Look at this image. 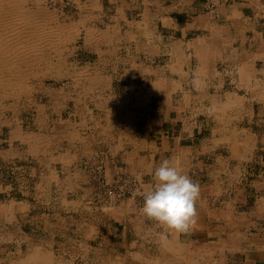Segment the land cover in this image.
<instances>
[{"label": "crops", "instance_id": "0c3cea01", "mask_svg": "<svg viewBox=\"0 0 264 264\" xmlns=\"http://www.w3.org/2000/svg\"><path fill=\"white\" fill-rule=\"evenodd\" d=\"M124 6L140 8L138 18L111 15L105 28L96 27L99 39L85 33L84 46L98 55L83 65L97 69L91 79L100 91L98 109L69 112L63 151L51 153L45 142L49 156L41 159L64 167V264L86 256L94 264H264V131L258 128L264 122V0L223 1L214 11L202 0H125ZM154 101L164 111L149 107ZM13 134V142L28 140L33 159L40 155L33 135L17 125ZM101 153L109 177L130 173L145 191L151 170L173 160L201 186L197 223L162 241L163 229L148 230L154 225L144 219L143 204L130 198L102 207L114 227L102 236V221L83 216L90 205L80 166ZM15 190L0 173V264H55L54 231L61 223L51 209L38 215L34 201L2 200ZM96 238L107 250H78L92 248Z\"/></svg>", "mask_w": 264, "mask_h": 264}, {"label": "rangeland", "instance_id": "374dc122", "mask_svg": "<svg viewBox=\"0 0 264 264\" xmlns=\"http://www.w3.org/2000/svg\"><path fill=\"white\" fill-rule=\"evenodd\" d=\"M97 1H99L100 8L96 6L94 7L93 0H23L24 6L31 10L46 11L47 14H41V16L38 17L41 19L40 21H42L43 18L46 19L49 17L50 20L48 24L51 28L54 30L55 28L61 30L65 29L64 31L60 30L61 35H58V33L54 34V44L49 45L50 43H45L44 45H40V50H37L38 52L33 51V53H25L23 50H18L13 57L16 58L15 61L11 57H2L8 64L7 66H5V64L0 68V85L2 86H0V173L2 174L3 181L6 182V185H14V187H16L14 193L6 192L4 194L5 196L2 197V200H10L11 198H14L34 201L37 206L38 215L44 212H42V210H44L45 207L46 209H51L52 220L61 223V227H57V230L54 231L55 234H57L56 238H58L56 239V243L53 244V262L55 264H64V185H66V182L64 181V167H60V165L55 162L51 166L49 162L45 163L41 160L48 158L49 156L46 154L45 142H47L48 147H50L51 153L56 150L58 152L63 151L64 119L69 116V112L71 111H93L95 103L97 104L98 102L97 98L100 91L97 84L93 83L91 79L92 71L94 72L97 69L93 70V68L89 69L83 67L84 63H92L98 58L97 54L88 50V46L87 48L84 46V36L87 28L90 26L101 29L105 28L107 23H110L111 15L121 14L120 17H127V22H132L133 19H137L140 15V8L127 9L124 6L125 0H96V2ZM138 1L140 2L141 0H137V2ZM202 1L207 4L209 11H214L221 2L228 0ZM93 11L94 14L99 15L97 14L98 12L102 16H95L94 18V14H91ZM83 14H86L87 16H83ZM81 18L85 19V26L80 25L81 22H79V19ZM57 52L58 54H55ZM20 53L22 56H20ZM25 54L30 56L28 57ZM22 58L23 60L21 61ZM17 61L21 62L19 63ZM15 66L20 70L19 75L18 77L9 79L10 73L15 69ZM28 68H30V70ZM72 71H74V74ZM108 71L110 73L114 72V70ZM36 76L38 79H34ZM86 77H88V79ZM4 80L5 82L6 80L8 82L5 83ZM9 81H12V83ZM26 81L29 83H26ZM79 81L81 83H79ZM1 90L3 91L1 92ZM17 91L19 92V95ZM3 93L4 95H2ZM123 95H125V98L127 97L126 91ZM156 104V101H154L152 105L149 103V107H152L154 111L155 109L158 111H164V108H157ZM95 109L97 110L98 108ZM257 110H259L258 107H256V111ZM172 111L179 110L176 108ZM198 111L205 110L201 109ZM16 125L19 126V129L22 132H24L25 136L29 137L33 135V142L39 149L38 152L40 153L39 156H36L37 158L33 159L30 156L27 139L24 140V142L19 137V139L22 140L21 142H13L15 137L13 132L16 130ZM165 126L166 129L171 128L167 124H165ZM258 128H260L262 131L261 133L263 134L264 122L261 126H258ZM156 133L158 135V132ZM159 137L161 138V136ZM259 152L262 153V149H260ZM80 166L82 167L85 176L83 179L85 188V193H83L85 195L84 203L90 205V208L85 209L83 216L102 221V228L100 229L101 235H108L111 230H114V227L112 228V226L108 224V221L103 215L102 207L114 206L121 201L130 198H134L135 204H143L144 201L142 197H134L133 194L137 189H141L144 181L137 179V177L127 172L116 173V171L121 168L120 164H117L118 168L113 172V174L116 173V175L109 177L107 175L105 153H101L99 157L95 156L83 159ZM35 168L36 170H34ZM69 198L71 199L72 197ZM5 218H9L8 214H6ZM144 219H147L149 224H156L148 218ZM117 230L118 232H121L122 228ZM131 230L135 235H138L141 233L142 229L133 228ZM148 230L152 231L157 229L154 225V227H150ZM90 246L92 248L85 250L82 248L78 250L90 253V255H92L91 251L99 253L107 250V245L102 242L100 243V239L97 238L96 242L92 243ZM60 256L62 257L60 258ZM86 257L84 260H79L77 262H79V264H94V259H87ZM74 262L76 263V261Z\"/></svg>", "mask_w": 264, "mask_h": 264}, {"label": "clouds", "instance_id": "9594fccd", "mask_svg": "<svg viewBox=\"0 0 264 264\" xmlns=\"http://www.w3.org/2000/svg\"><path fill=\"white\" fill-rule=\"evenodd\" d=\"M152 186L149 190L137 189L134 197H142L141 213L163 229L160 239L168 233L187 234L197 223V202L201 186L171 159H164L150 172ZM134 253L133 256H137Z\"/></svg>", "mask_w": 264, "mask_h": 264}, {"label": "bare ground", "instance_id": "6f19581e", "mask_svg": "<svg viewBox=\"0 0 264 264\" xmlns=\"http://www.w3.org/2000/svg\"><path fill=\"white\" fill-rule=\"evenodd\" d=\"M32 3V2H31ZM47 7V6H46ZM90 8V7H89ZM54 10V9H53ZM55 11V10H54ZM90 11V10H89ZM91 12V11H90ZM46 11L44 10H31L27 7L24 6V3H23V0H0V68L2 66H7V62L6 60H4L2 57H11L13 58L14 55L17 53L18 50H23V52L25 51L26 52H32L33 51H39L40 50V45H44L45 43H50L49 45L51 44H54L55 41L53 39V36L54 34L58 33V35H61L60 34V30L61 29H56L55 30L53 28H51V26H49V20L50 18L47 17L46 19L43 18L42 21H40L41 19H39L38 17L42 15H45ZM51 13V12H50ZM47 14V13H46ZM97 14H99L97 12ZM50 16V15H49ZM83 16H87L86 14H83ZM96 16V14H95ZM60 18V17H59ZM86 18V17H85ZM95 18V17H94ZM63 20V19H62ZM162 21V20H161ZM79 22L80 25L82 26H85L86 25V22H85V19L84 18H81L79 19ZM79 24V23H78ZM79 25V26H80ZM156 25V24H155ZM54 27V26H53ZM60 27V26H59ZM82 28V27H81ZM85 28V27H83ZM65 29V28H64ZM61 30V31H64ZM74 29V28H72ZM57 31V32H55ZM81 31V30H80ZM78 33V32H77ZM83 33V32H82ZM72 34V33H71ZM66 35V34H65ZM77 36V34H76ZM80 36V35H79ZM86 36H87V39L90 38V40H97L99 39V31L95 28V27H88L87 28V31H86ZM81 37V36H80ZM85 37V36H84ZM63 38V36H62ZM167 39V38H166ZM90 42V41H89ZM92 42V41H91ZM110 42V41H109ZM113 42V41H112ZM153 42V41H152ZM159 42V41H158ZM93 43V42H92ZM114 43V42H113ZM154 43V42H153ZM68 44V43H67ZM90 44V43H89ZM149 44V43H147ZM152 44V43H151ZM155 44V43H154ZM164 44V43H163ZM66 45V44H65ZM110 45V43H109ZM115 46V44H113ZM111 45V47L113 46ZM146 45V44H145ZM153 45V44H152ZM156 45V44H155ZM57 48V47H56ZM93 48V47H92ZM114 48V47H113ZM152 48V47H151ZM157 48V47H155ZM163 47H161L162 49ZM166 48V47H165ZM55 49V48H54ZM62 49V48H61ZM46 50V49H45ZM53 50V49H52ZM57 50V49H56ZM146 50V49H145ZM166 50V49H165ZM37 51V52H38ZM34 52V53H35ZM50 52V51H49ZM64 52V51H63ZM113 52V51H112ZM129 52V51H128ZM153 52H154V49H153ZM22 53V52H21ZM20 53V54H21ZM65 53V52H64ZM7 54H11V55H7ZM19 54V55H20ZM28 54V53H27ZM25 54V55H27ZM47 54V53H46ZM45 54V55H46ZM55 54H58L55 53ZM7 55V56H5ZM65 55V54H64ZM62 55V56H64ZM73 55V54H72ZM22 56V54L20 55ZM28 56V55H27ZM30 56V55H29ZM28 56V57H29ZM39 56V55H38ZM51 56V55H50ZM49 57V56H48ZM52 57V56H51ZM50 57V58H51ZM44 58V56H43ZM59 58V56H58ZM66 58V57H65ZM111 58V57H109ZM19 59V58H18ZM27 59V58H26ZM24 59V60H26ZM33 59V58H32ZM31 59V60H32ZM37 59V58H35ZM62 59V58H61ZM105 59V58H104ZM13 60L15 61L16 58H13ZM12 60V61H13ZM20 60V59H19ZM23 60V58L21 59V61ZM28 60V59H27ZM55 60V59H54ZM53 60V61H54ZM7 61H10V60H7ZM20 61V62H21ZM52 61V62H53ZM66 61V60H64ZM19 62V61H17ZM19 62V63H20ZM31 62V61H30ZM39 62V61H38ZM37 62V63H38ZM51 62V63H52ZM11 63V62H10ZM16 63V62H15ZM46 63V62H45ZM59 63V62H58ZM58 63H54V64H58ZM71 63V62H70ZM99 63V62H98ZM12 64V63H11ZM107 64V63H105ZM15 65V64H13ZM38 65V64H37ZM36 65V66H37ZM89 65V64H88ZM71 66V65H70ZM95 66V65H94ZM26 67V66H25ZM50 67V66H49ZM52 67V66H51ZM72 67V66H71ZM69 67V68H71ZM86 67V66H85ZM18 67L15 66V69L12 70V72L10 73V78L9 79H12V78H15V77H18L19 75V71L17 69ZM34 68V67H33ZM31 68V69H33ZM46 68V67H45ZM66 68V66H65ZM96 68V67H95ZM93 68V69H95ZM239 68V67H238ZM241 68V66H240ZM248 68V67H247ZM4 69V68H3ZM30 70V68H28ZM39 69V68H38ZM90 69V68H89ZM88 69V70H89ZM103 69V68H102ZM5 70V69H4ZM37 70V69H36ZM41 70V69H39ZM48 70V69H47ZM64 70V69H63ZM235 70V69H234ZM7 71V70H6ZM44 71V70H43ZM52 71V70H51ZM50 71V72H51ZM66 71V70H65ZM97 71V70H96ZM101 71V70H100ZM237 71V70H236ZM247 71V69H246ZM74 71H72L73 73ZM95 72V71H94ZM238 72V71H237ZM242 72V71H241ZM3 73V72H2ZM44 73V72H42ZM62 73V72H61ZM70 73V72H69ZM248 73V72H246ZM4 74V73H3ZM7 74V73H5ZM26 74V73H25ZM52 74V73H51ZM54 74V73H53ZM74 74V73H73ZM241 74V73H240ZM243 74V72H242ZM245 74V73H244ZM243 74V75H244ZM9 75V74H8ZM7 75V76H8ZM29 75V74H28ZM27 75V76H28ZM47 75V74H46ZM55 75V74H54ZM66 75V74H65ZM94 75V74H93ZM97 75V74H96ZM172 75V74H171ZM53 76V75H52ZM73 76V75H72ZM84 76V75H83ZM82 76V77H83ZM5 77V76H4ZM9 77V76H8ZM7 77V78H8ZM32 77V76H31ZM79 77V76H78ZM89 77V76H88ZM88 77H86L88 79ZM44 78V77H43ZM50 78V77H49ZM74 78V77H72ZM102 78V77H101ZM244 78V77H243ZM3 79V78H2ZM34 79H38V77L36 76ZM33 79V80H34ZM51 79V78H50ZM57 79V78H56ZM55 79V80H56ZM20 80V79H19ZM28 80V79H27ZM60 80V79H59ZM82 80V79H81ZM90 80V79H89ZM88 80V81H89ZM15 81V80H14ZM24 81V80H23ZM62 81V80H61ZM94 81V80H93ZM5 82V80H4ZM8 81L6 80L5 83H7ZM12 83V81H9ZM16 82V81H15ZM21 82V80H20ZM91 82V81H90ZM24 83V82H23ZM26 83H29L26 81ZM2 84V83H1ZM16 84V83H15ZM14 84V85H15ZM31 84V83H30ZM36 84V83H35ZM4 85V83H3ZM9 85V84H8ZM6 85V86H8ZM32 85V84H31ZM37 85V84H36ZM92 85V84H91ZM90 85V86H91ZM1 86V85H0ZM20 86V85H19ZM29 86V84H28ZM86 86V85H85ZM2 87V86H1ZM83 87V86H82ZM9 88V87H8ZM15 88V87H13ZM17 88V87H16ZM32 88V87H31ZM30 88V89H31ZM85 88V87H84ZM91 89V88H90ZM95 89V88H94ZM4 90V89H3ZM1 90V92L3 91ZM11 90V89H10ZM15 90V89H13ZM12 90V91H13ZM19 90V89H17ZM45 90V89H44ZM88 90V88H87ZM86 90V91H87ZM6 91V90H5ZM22 91H26V90H22ZM30 91V90H29ZM33 91V90H32ZM85 91V92H86ZM178 91V90H177ZM18 92V91H17ZM84 92V91H83ZM90 92V91H88ZM46 93V92H45ZM31 94V93H30ZM50 94V93H49ZM4 95V93L2 94ZM18 95H19V92H18ZM24 96V94H23ZM51 96V95H50ZM2 97V96H1ZM141 97V96H140ZM186 97V96H185ZM116 99V98H115ZM3 100V99H2ZM50 100V99H49ZM56 100V99H55ZM60 103V102H58ZM8 104V103H7ZM62 104V103H61ZM106 104V103H105ZM57 105V104H56ZM52 107V106H51ZM215 107V106H214ZM217 107V106H216ZM87 108V107H86ZM220 108V107H219ZM109 109V108H108ZM108 109H106L108 111ZM47 112V111H46ZM45 113V112H44ZM99 113V112H98ZM97 114V113H96ZM218 118V116H217ZM45 120V119H44ZM121 120V119H120ZM47 121V120H46ZM114 121V120H113ZM217 122V120H216ZM217 124V123H216ZM100 125V124H99ZM41 127V126H40ZM64 128V127H63ZM57 129V128H56ZM55 129V130H56ZM60 130V129H59ZM34 138V137H32ZM96 155V154H95ZM101 157V156H100ZM225 165V164H224ZM95 168V167H94ZM118 179V178H117ZM17 180V179H16ZM123 185V184H122ZM121 185V186H122ZM110 193V191H109ZM92 194V193H91ZM103 198V197H102ZM21 204V203H20ZM5 205V204H4ZM69 206V205H68ZM46 208V207H45ZM13 223V222H12ZM84 227V226H83ZM153 227V226H152ZM85 229V228H84ZM83 231V230H81ZM79 233V232H78ZM64 238V237H63ZM14 240V239H13ZM191 254V253H190ZM17 262V261H16Z\"/></svg>", "mask_w": 264, "mask_h": 264}]
</instances>
